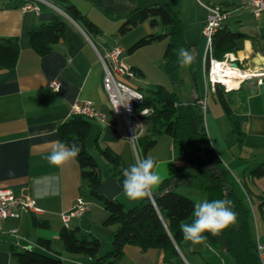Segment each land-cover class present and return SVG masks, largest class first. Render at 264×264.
<instances>
[{
  "label": "crops",
  "instance_id": "crops-1",
  "mask_svg": "<svg viewBox=\"0 0 264 264\" xmlns=\"http://www.w3.org/2000/svg\"><path fill=\"white\" fill-rule=\"evenodd\" d=\"M19 3L18 0H0V36H14L19 45L16 64L11 68L0 65V187L10 188L17 196L33 198L40 211L23 210L20 217L3 221L0 264H20L12 250L31 248L54 255L58 252L62 264L65 260L68 264L90 263L83 254L72 255L64 249L59 235L63 228L60 213L78 196L91 201L90 209L81 218L70 219L68 227L91 230L105 246L115 225L102 228L107 211L89 193L75 158L60 167L48 163L46 157L53 142H61L57 126L70 117L72 103L84 100L94 103L103 114V120L88 118L90 128L84 140L87 151L98 163L97 192L129 208L140 200H130L124 195L123 187L99 148L109 146L119 154L124 166L129 167L140 159L137 139L147 131L148 122L132 117L128 127L124 118L111 108L103 89V67L97 52L104 53L118 45L105 41L97 46L76 22L52 7L41 5L35 12L22 10ZM213 3L229 10L226 24L230 30L247 35L239 42L241 49L236 52L238 57L242 56L243 65L250 70L264 68V11L254 16L244 0H181L179 17L194 56L193 76L187 75L190 76L189 86L182 90L181 97L176 89L172 90L182 101L199 98L209 141L212 147L215 145L213 149L231 178L240 186L243 195L240 196L250 211L253 238L264 243V173L252 175L256 167L264 168V79L260 82L255 78L247 79L231 92H222L229 107V113L225 112L218 94L206 81V43L201 30L208 14L207 6ZM56 14L66 22L64 37L48 53L39 55L30 46L29 31L49 22ZM143 23L148 30L154 29L147 22ZM51 80L59 81V91L49 86ZM146 156L156 161L155 170L163 178L194 173L193 167L174 151L168 134H159ZM178 190L195 204L207 199L196 187L181 185ZM34 218L45 220L47 225H35ZM193 220L191 214L181 225ZM39 239L48 240L49 248L41 246ZM176 249L180 260L166 261L159 248L141 250L137 245L126 244L123 256L115 264H231L224 251L208 241L206 245L193 246L182 238Z\"/></svg>",
  "mask_w": 264,
  "mask_h": 264
},
{
  "label": "trees",
  "instance_id": "trees-1",
  "mask_svg": "<svg viewBox=\"0 0 264 264\" xmlns=\"http://www.w3.org/2000/svg\"><path fill=\"white\" fill-rule=\"evenodd\" d=\"M91 5L100 8L103 14L115 21H119L118 33L123 34L138 23L147 22L158 31L149 32L139 37L129 51L148 43L168 38L164 51L167 73L174 84L182 79L179 76L180 62L177 50L181 47L189 49L185 27L179 17L181 0H87ZM54 2L91 37L101 33L100 28L92 22L78 8L66 0ZM66 22L56 14L47 23H42L29 31L31 48L39 55L48 53L53 45L64 37ZM247 37L246 34L229 29L226 22L217 28L211 40V55L222 59L227 52H238L239 42ZM19 45L14 36H0V65L5 68L13 67L18 58ZM208 62V55L205 57ZM134 77L143 76L140 69L130 66ZM193 76V62L186 66ZM142 92L143 99L136 104L138 111L143 107L149 108L150 113L142 117L149 121L147 131L137 139L142 158H146V151L156 142V137L165 133L171 136L173 149L182 159L186 160L194 169L193 174L172 175L164 178L154 195V204L149 199H141L138 204L125 208L117 199L100 195L97 186L100 182L98 163L85 146L90 122L80 114L70 117L57 126L59 140L66 144L76 143L81 151L75 159L78 162L81 178L86 182L89 193L97 199L107 211L103 224L115 225L110 235V246L106 253L99 252L100 242L89 232H83L78 227H64L60 230V239L64 249L72 254H83L90 263L77 262L74 264H115L124 252L126 244L137 245L141 250L159 248L163 250L166 261L180 260L176 245L183 238L181 222L194 213L195 202L182 194L178 187L181 185L198 188L206 195L207 200H231L234 211L238 214L235 226L224 230L222 235L213 237L205 233L207 241L215 248H221L231 264H260L255 239L250 230V211L244 199L234 186V180L229 171L222 164L214 151L203 123L199 98L182 101L175 90H169L157 83L136 87ZM222 86H216L220 103L226 113L229 107L223 97ZM238 131V125L234 123ZM101 155L109 163L113 176L122 186L123 170L126 168L117 154L109 146L99 148ZM264 173V168L258 166L252 170L253 176ZM123 187V186H122ZM35 225L46 226L45 220L33 219ZM39 244L49 248V241L39 239ZM12 254L20 264H62L56 254H50L34 248L17 250Z\"/></svg>",
  "mask_w": 264,
  "mask_h": 264
},
{
  "label": "built area",
  "instance_id": "built-area-1",
  "mask_svg": "<svg viewBox=\"0 0 264 264\" xmlns=\"http://www.w3.org/2000/svg\"><path fill=\"white\" fill-rule=\"evenodd\" d=\"M20 1L19 7L22 10H33L38 12L41 5H46L54 8L59 13L70 18L53 0H18ZM244 4L250 6L254 16H259L264 11V0H244ZM208 14L203 24L201 33L205 39V54L208 55V62L206 65V81L209 88L214 91L215 87L222 86L224 91L231 90L219 79L223 77V64L228 63L233 65V68L241 70H249L251 75L243 78L241 82L247 79L255 78L257 82L264 79V68L250 70L243 65V58L237 56L234 52H227L223 55L222 59H217L211 55V40L212 36L219 26L227 21L229 16V10L224 8L219 3H213L207 6ZM123 49L119 46H113L111 49L104 51V53L97 52L98 58L103 67L102 86L108 98L109 104L116 115L124 118L127 126L129 127V121L132 117L142 119L143 116L148 115L151 111L149 108L143 107L140 110H136L135 106L142 99H131L132 92H138L143 97L142 92L126 83L121 78L134 77L133 71L128 66L122 56ZM206 57V56H205ZM240 82V84H241ZM49 86L54 90H57L60 86L58 80H51ZM238 87V86H237ZM236 87V88H237ZM233 88V89H236ZM128 101V107L120 105L118 110H114L119 104H126ZM71 114H80L87 118H97L103 120V114L90 100H84L80 102H74L70 107ZM142 113H145L142 114ZM130 139L133 141V136L130 133ZM135 154L137 152L135 149ZM154 204V203H153ZM92 203L81 196L74 199L70 207L60 213L61 220L64 227H68V222L72 218H81L91 207ZM28 210L31 213H37L40 208L36 205V202L31 197H21L15 195L10 188L0 187V230L2 228L3 221L8 217H20L21 211ZM256 254L260 264H264V243H260L255 240Z\"/></svg>",
  "mask_w": 264,
  "mask_h": 264
},
{
  "label": "clouds",
  "instance_id": "clouds-1",
  "mask_svg": "<svg viewBox=\"0 0 264 264\" xmlns=\"http://www.w3.org/2000/svg\"><path fill=\"white\" fill-rule=\"evenodd\" d=\"M177 55L181 66L190 65L193 54L181 47L177 50ZM56 91H59L57 89ZM143 99L140 93L132 92L128 99ZM126 104H119L114 110H118L120 105L128 107ZM145 115V113H142ZM54 146L50 154L46 157L50 165L60 167L68 161L78 156L81 148L78 144L66 145L62 142H53ZM215 147V145H213ZM156 161L148 156L136 159L129 167L123 170V193L130 200L149 199L154 203L153 189L163 183V177L155 169ZM194 220L191 223L181 225L183 239L191 245H206L207 236L210 233L213 237L220 236L224 230L235 226L238 222V214L234 211L231 200L214 199L209 201L204 199L194 206Z\"/></svg>",
  "mask_w": 264,
  "mask_h": 264
},
{
  "label": "rangeland",
  "instance_id": "rangeland-1",
  "mask_svg": "<svg viewBox=\"0 0 264 264\" xmlns=\"http://www.w3.org/2000/svg\"><path fill=\"white\" fill-rule=\"evenodd\" d=\"M60 1V0H57ZM72 3L78 8V10L85 14L92 22H94L101 30V33L98 35H92L91 38L97 45L101 42H114L119 47L123 48L122 56L124 62L128 66H133L142 71L143 76L140 77H132L121 78L126 83L133 87L146 86L150 83L161 84L165 88L172 90L176 89L180 97L182 96V90L189 86L190 76L185 66L179 67V76L181 77V81L178 84H174L166 70L165 60H164V51L166 49L168 38L164 37L161 40H157L146 45L140 46L133 51H129V47L141 36L145 35L149 32H156L159 29L154 28L152 31L148 30V26L146 23H138L136 26L129 29L127 32L120 34L118 33V25L119 21H115L106 17L102 10L96 6L91 5L87 0H71ZM98 46V45H97ZM144 122L147 121L148 125L150 124L148 120L144 119ZM139 157L142 158V153L139 150ZM234 186L239 194L242 195L240 186L237 181L234 182ZM243 196V195H242ZM91 202V201H90ZM92 203V202H91ZM72 222L70 223V225ZM107 226L106 224H102V228ZM74 228V227H71ZM102 228L100 230H102ZM83 232H89L95 237L99 239L100 249L99 252L101 254L106 253L110 246V241L107 246L105 243L100 240L97 234H94L91 230H83ZM102 235V234H99ZM70 254V253H69ZM72 254V253H71ZM77 255V254H72ZM64 264H68L65 260ZM71 264V263H70ZM74 264V263H72Z\"/></svg>",
  "mask_w": 264,
  "mask_h": 264
},
{
  "label": "bare ground",
  "instance_id": "bare-ground-1",
  "mask_svg": "<svg viewBox=\"0 0 264 264\" xmlns=\"http://www.w3.org/2000/svg\"><path fill=\"white\" fill-rule=\"evenodd\" d=\"M239 57H242L239 55ZM223 77H220V81L223 82L228 88L232 89L240 85V82L243 78H246L248 75H251L249 70H241L238 68H233V65L228 63L223 64Z\"/></svg>",
  "mask_w": 264,
  "mask_h": 264
},
{
  "label": "water",
  "instance_id": "water-1",
  "mask_svg": "<svg viewBox=\"0 0 264 264\" xmlns=\"http://www.w3.org/2000/svg\"><path fill=\"white\" fill-rule=\"evenodd\" d=\"M233 65H236V63L234 62Z\"/></svg>",
  "mask_w": 264,
  "mask_h": 264
}]
</instances>
